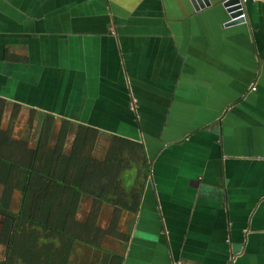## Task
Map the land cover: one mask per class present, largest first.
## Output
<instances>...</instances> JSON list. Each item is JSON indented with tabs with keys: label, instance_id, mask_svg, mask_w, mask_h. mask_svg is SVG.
<instances>
[{
	"label": "crops",
	"instance_id": "0c3cea01",
	"mask_svg": "<svg viewBox=\"0 0 264 264\" xmlns=\"http://www.w3.org/2000/svg\"><path fill=\"white\" fill-rule=\"evenodd\" d=\"M210 1L0 0V99L23 111L15 137L36 111L143 145L145 173H125L127 194L142 190L137 213L115 220L104 204L97 216L121 264L144 220L155 253L138 264H264V0L232 26ZM92 205L83 197L77 222Z\"/></svg>",
	"mask_w": 264,
	"mask_h": 264
},
{
	"label": "trees",
	"instance_id": "16d2710c",
	"mask_svg": "<svg viewBox=\"0 0 264 264\" xmlns=\"http://www.w3.org/2000/svg\"><path fill=\"white\" fill-rule=\"evenodd\" d=\"M8 108L11 117L3 128ZM22 113L19 105L0 99V211L9 213L0 234V245L6 248L0 264H85L89 259L93 264H121L123 253L101 247L106 231L96 226L97 216L104 204L114 208L115 220L125 211L137 213L142 190L127 194L121 176L133 163L139 176L145 173L143 145L36 111L29 112L17 139L15 129L22 125ZM104 137L109 140L107 151L97 158ZM15 193L19 194L18 214L10 213ZM85 196L92 198L93 205L88 219L79 223L76 215ZM112 227L116 231L117 222ZM79 249L83 251L80 261ZM92 249L101 253L93 251L91 256Z\"/></svg>",
	"mask_w": 264,
	"mask_h": 264
},
{
	"label": "rangeland",
	"instance_id": "374dc122",
	"mask_svg": "<svg viewBox=\"0 0 264 264\" xmlns=\"http://www.w3.org/2000/svg\"><path fill=\"white\" fill-rule=\"evenodd\" d=\"M119 131H122V128H119ZM134 168L136 169L137 166L134 165V163H133V167H130L129 170L124 171L123 175L121 176V178H122V184L121 185L123 188H125L124 185L126 184L125 173L134 172ZM147 223H148V221L144 220V222H141L140 225L138 226L136 237L134 239L135 243H134L133 247H131V249H132L131 257L132 258H130V260H128L127 264H138L140 261H145L146 256H149V255L155 253L153 251L154 246L150 245L149 241H146L148 239V234H152V233H148V231L146 230L147 226H148ZM129 224L132 226V224H133L132 219L130 220V222L127 221V223H126V229L127 230L129 229V226H130ZM108 249L113 250V251H120L121 250V248L120 247L117 248L115 244H113V246L108 245ZM95 251L98 255L101 253L99 250H95ZM3 254H4V250L0 249V260H2L1 258L3 257ZM124 264H125V261H124Z\"/></svg>",
	"mask_w": 264,
	"mask_h": 264
},
{
	"label": "water",
	"instance_id": "95a60500",
	"mask_svg": "<svg viewBox=\"0 0 264 264\" xmlns=\"http://www.w3.org/2000/svg\"><path fill=\"white\" fill-rule=\"evenodd\" d=\"M248 1L250 0H247L244 3V9H246ZM192 2L196 10L212 5L210 0H192ZM221 3L229 16V20L227 22L228 26L246 22V17H241V15L243 14V10H241L240 5L241 0H223Z\"/></svg>",
	"mask_w": 264,
	"mask_h": 264
},
{
	"label": "built area",
	"instance_id": "2783aa9c",
	"mask_svg": "<svg viewBox=\"0 0 264 264\" xmlns=\"http://www.w3.org/2000/svg\"><path fill=\"white\" fill-rule=\"evenodd\" d=\"M247 0H241V3H240V5H241V10H243V14L241 15V17H246V11H245V9H244V3L246 2ZM256 88L255 87H253V90H255Z\"/></svg>",
	"mask_w": 264,
	"mask_h": 264
},
{
	"label": "flooded vegetation",
	"instance_id": "af4514ba",
	"mask_svg": "<svg viewBox=\"0 0 264 264\" xmlns=\"http://www.w3.org/2000/svg\"><path fill=\"white\" fill-rule=\"evenodd\" d=\"M111 230H113V231H114V228L112 227V228H111ZM104 237H105V236H104ZM103 239H104V238H103ZM123 241H125V240H123Z\"/></svg>",
	"mask_w": 264,
	"mask_h": 264
}]
</instances>
